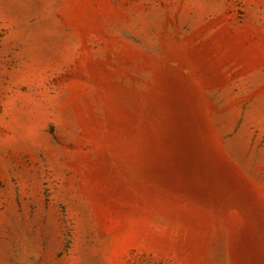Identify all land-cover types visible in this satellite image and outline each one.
<instances>
[{
  "label": "rangeland",
  "instance_id": "rangeland-1",
  "mask_svg": "<svg viewBox=\"0 0 264 264\" xmlns=\"http://www.w3.org/2000/svg\"><path fill=\"white\" fill-rule=\"evenodd\" d=\"M0 264H264V0H0Z\"/></svg>",
  "mask_w": 264,
  "mask_h": 264
}]
</instances>
